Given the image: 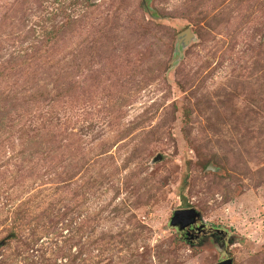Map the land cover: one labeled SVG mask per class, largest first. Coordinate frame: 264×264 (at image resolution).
Segmentation results:
<instances>
[{"label": "rangeland", "instance_id": "obj_1", "mask_svg": "<svg viewBox=\"0 0 264 264\" xmlns=\"http://www.w3.org/2000/svg\"><path fill=\"white\" fill-rule=\"evenodd\" d=\"M228 260L264 264V0H0V264Z\"/></svg>", "mask_w": 264, "mask_h": 264}, {"label": "water", "instance_id": "obj_2", "mask_svg": "<svg viewBox=\"0 0 264 264\" xmlns=\"http://www.w3.org/2000/svg\"><path fill=\"white\" fill-rule=\"evenodd\" d=\"M186 35L190 36L191 33L189 30L185 32ZM160 158V157H158ZM200 218L199 213L195 209H184V210H178L174 213V216L171 220V224L173 226H179L182 230L190 228L194 225V223L197 222V219ZM221 264H232L231 260H228L226 262H223Z\"/></svg>", "mask_w": 264, "mask_h": 264}, {"label": "flooded vegetation", "instance_id": "obj_3", "mask_svg": "<svg viewBox=\"0 0 264 264\" xmlns=\"http://www.w3.org/2000/svg\"><path fill=\"white\" fill-rule=\"evenodd\" d=\"M202 225L201 224H199L198 222L194 225V226H192V227H190V228H188L187 230H186V234L188 235V236H190L188 239L190 240V241H192V242H194V240H199V239H201L202 237H207V236H211V237H216L214 234H221V233H219L218 231V229H207L206 227H201ZM199 227H201L202 229H199ZM221 232V231H220Z\"/></svg>", "mask_w": 264, "mask_h": 264}, {"label": "trees", "instance_id": "obj_4", "mask_svg": "<svg viewBox=\"0 0 264 264\" xmlns=\"http://www.w3.org/2000/svg\"><path fill=\"white\" fill-rule=\"evenodd\" d=\"M71 20H69L68 21V23L65 25V27H67L70 23ZM65 27H62V28H65ZM61 29V28H60ZM54 33V34H53ZM58 33V31H51L50 32V34H53L52 36H50L48 39H47V41H53V39L55 38V34H57ZM49 34V35H50ZM218 159V158H217ZM204 160H207V159H204ZM210 163V160H207V161H205V163H202L203 164V166L204 167H208V164ZM16 237V235H15V233H14V231H12L11 232V234L9 235V239H12V238H15Z\"/></svg>", "mask_w": 264, "mask_h": 264}]
</instances>
